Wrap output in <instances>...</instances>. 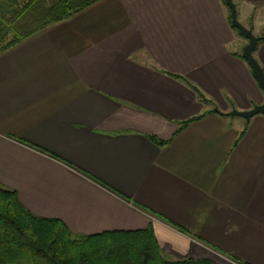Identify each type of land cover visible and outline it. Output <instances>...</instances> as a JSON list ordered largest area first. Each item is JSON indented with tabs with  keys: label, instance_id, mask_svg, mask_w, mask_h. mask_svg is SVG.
I'll return each mask as SVG.
<instances>
[{
	"label": "crops",
	"instance_id": "obj_1",
	"mask_svg": "<svg viewBox=\"0 0 264 264\" xmlns=\"http://www.w3.org/2000/svg\"><path fill=\"white\" fill-rule=\"evenodd\" d=\"M232 1L264 31V0ZM226 8L99 0L1 52L0 185L73 234L151 224L168 260L264 264V115H227L264 95Z\"/></svg>",
	"mask_w": 264,
	"mask_h": 264
},
{
	"label": "trees",
	"instance_id": "obj_2",
	"mask_svg": "<svg viewBox=\"0 0 264 264\" xmlns=\"http://www.w3.org/2000/svg\"><path fill=\"white\" fill-rule=\"evenodd\" d=\"M97 1L99 0H24L17 5L16 0H0V53ZM227 17L230 27L239 34L231 25L230 12ZM248 29L252 30V26H248ZM258 37L260 40L257 45L263 44L264 33ZM174 77L189 86L201 103L211 104L187 79ZM202 116L180 122L179 130ZM150 139L158 145L165 143L154 137ZM175 227L179 232L189 234L188 231ZM233 263L244 264L237 261ZM0 264L216 263L194 260L191 257L176 261L166 259L151 224L144 230L73 234L60 220L40 218L29 213L21 206L13 190L0 185Z\"/></svg>",
	"mask_w": 264,
	"mask_h": 264
},
{
	"label": "water",
	"instance_id": "obj_3",
	"mask_svg": "<svg viewBox=\"0 0 264 264\" xmlns=\"http://www.w3.org/2000/svg\"><path fill=\"white\" fill-rule=\"evenodd\" d=\"M224 2L230 12L231 25L239 32L240 36L247 41V44L242 49L241 58L246 62L251 71L252 78L255 80L257 87L264 95V72L253 56V52L255 51L260 38L258 36H255L250 29L243 26L238 21L236 6L234 5L233 1L224 0ZM215 112L218 111L215 109ZM227 115L230 117H239L244 119L245 121H249V119L253 116L264 115V103L253 105L251 109L246 111H238L232 109L227 113Z\"/></svg>",
	"mask_w": 264,
	"mask_h": 264
},
{
	"label": "rangeland",
	"instance_id": "obj_4",
	"mask_svg": "<svg viewBox=\"0 0 264 264\" xmlns=\"http://www.w3.org/2000/svg\"><path fill=\"white\" fill-rule=\"evenodd\" d=\"M23 1H24V0H16L17 5L20 4V3L23 2ZM4 2H5V0H4ZM226 9H227V8H226ZM226 11H227V13H228V15H229L228 9H227ZM250 25L252 26V22H251V20H248L247 27L250 26ZM252 32H253V31H252ZM262 33H264V31H262L261 33H259L258 35H255V36H259V35H261ZM236 35H237V34H236ZM237 37H239L240 41H243L244 46L247 44V41H246L243 37L238 36V35H237ZM258 45H260V44H258ZM258 45H257V46H258ZM242 49H243V46L240 45V47H239V52H240V53H242Z\"/></svg>",
	"mask_w": 264,
	"mask_h": 264
}]
</instances>
